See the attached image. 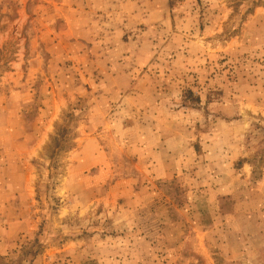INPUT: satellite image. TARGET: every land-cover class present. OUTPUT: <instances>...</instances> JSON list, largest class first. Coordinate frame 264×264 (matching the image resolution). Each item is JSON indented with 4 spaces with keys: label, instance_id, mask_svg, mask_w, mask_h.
<instances>
[{
    "label": "rangeland",
    "instance_id": "374dc122",
    "mask_svg": "<svg viewBox=\"0 0 264 264\" xmlns=\"http://www.w3.org/2000/svg\"><path fill=\"white\" fill-rule=\"evenodd\" d=\"M0 264H264V0H0Z\"/></svg>",
    "mask_w": 264,
    "mask_h": 264
}]
</instances>
